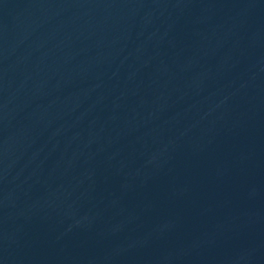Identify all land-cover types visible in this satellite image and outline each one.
I'll return each instance as SVG.
<instances>
[{"label": "water", "instance_id": "95a60500", "mask_svg": "<svg viewBox=\"0 0 264 264\" xmlns=\"http://www.w3.org/2000/svg\"><path fill=\"white\" fill-rule=\"evenodd\" d=\"M0 264H264V0H0Z\"/></svg>", "mask_w": 264, "mask_h": 264}]
</instances>
